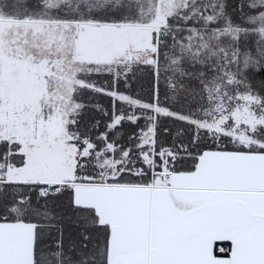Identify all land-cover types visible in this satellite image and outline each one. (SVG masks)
I'll return each mask as SVG.
<instances>
[{
    "label": "snow or ice",
    "instance_id": "6c2138e0",
    "mask_svg": "<svg viewBox=\"0 0 264 264\" xmlns=\"http://www.w3.org/2000/svg\"><path fill=\"white\" fill-rule=\"evenodd\" d=\"M0 264H264V0H0Z\"/></svg>",
    "mask_w": 264,
    "mask_h": 264
},
{
    "label": "trees",
    "instance_id": "16d2710c",
    "mask_svg": "<svg viewBox=\"0 0 264 264\" xmlns=\"http://www.w3.org/2000/svg\"><path fill=\"white\" fill-rule=\"evenodd\" d=\"M103 103H105V104H106V103H107V101H103Z\"/></svg>",
    "mask_w": 264,
    "mask_h": 264
}]
</instances>
